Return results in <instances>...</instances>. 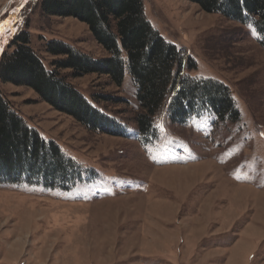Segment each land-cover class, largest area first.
<instances>
[{"label": "rangeland", "instance_id": "rangeland-1", "mask_svg": "<svg viewBox=\"0 0 264 264\" xmlns=\"http://www.w3.org/2000/svg\"><path fill=\"white\" fill-rule=\"evenodd\" d=\"M11 1L0 0V23ZM143 1L158 33L196 61L198 72L189 74L229 87L238 121L201 112L175 124L164 109L146 141L129 75L118 88L107 77L62 72L88 100L118 101L99 105L121 125L124 136H114L87 129L33 90L0 82L18 114L84 170L67 192L0 184V264H264L262 37L251 24L185 0ZM22 31L47 66L57 60L45 52L51 41L94 60L108 56L86 24L47 16L40 0H29L0 40V58Z\"/></svg>", "mask_w": 264, "mask_h": 264}, {"label": "trees", "instance_id": "trees-1", "mask_svg": "<svg viewBox=\"0 0 264 264\" xmlns=\"http://www.w3.org/2000/svg\"><path fill=\"white\" fill-rule=\"evenodd\" d=\"M207 14H217L241 25H253L264 47V0H185ZM43 14L74 18L86 24L107 57L94 60L63 42L47 43L45 52L56 58L49 66L31 47V35L22 31L0 58V82L33 90L57 111L87 129L124 136L121 125L100 108L118 104L109 97L88 100L70 78L107 77L122 87L127 75L137 87L136 125L146 140L155 134V120L166 109L172 123L185 124L201 112L220 121L236 122L240 113L228 86L199 79L192 58L165 40L147 19L143 0H40ZM190 73V74H189ZM83 167L60 146L45 139L12 107L0 89V184L42 186L69 191L81 180Z\"/></svg>", "mask_w": 264, "mask_h": 264}, {"label": "bare ground", "instance_id": "bare-ground-1", "mask_svg": "<svg viewBox=\"0 0 264 264\" xmlns=\"http://www.w3.org/2000/svg\"><path fill=\"white\" fill-rule=\"evenodd\" d=\"M28 1L29 0H12L11 3L6 6V15L9 17L4 23H0V40L19 20L21 11Z\"/></svg>", "mask_w": 264, "mask_h": 264}, {"label": "water", "instance_id": "water-1", "mask_svg": "<svg viewBox=\"0 0 264 264\" xmlns=\"http://www.w3.org/2000/svg\"><path fill=\"white\" fill-rule=\"evenodd\" d=\"M3 12V11H2ZM2 12H1V14H2Z\"/></svg>", "mask_w": 264, "mask_h": 264}]
</instances>
